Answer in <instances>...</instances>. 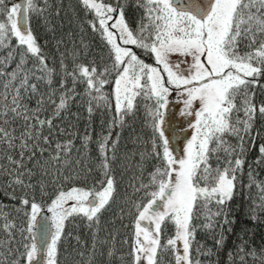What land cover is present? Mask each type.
Segmentation results:
<instances>
[{
  "label": "snow or ice",
  "instance_id": "obj_1",
  "mask_svg": "<svg viewBox=\"0 0 264 264\" xmlns=\"http://www.w3.org/2000/svg\"><path fill=\"white\" fill-rule=\"evenodd\" d=\"M42 2L0 0V50L7 51L0 55V191L13 201L0 202V264H61V245L72 236L67 223L77 217L91 245L75 236L72 264H203L199 257L213 252L196 234L212 232L223 249L238 192L255 185L257 199L245 195L249 216L264 212V182H256L252 164L244 183L250 153L264 165V99H257L264 96V0H77L103 54L99 63L84 62L90 46L81 40L83 53H60L59 70L31 28L34 16L48 20L49 2ZM171 95L182 97L181 115L191 117L178 154L163 128ZM78 97L89 120L100 109L109 117L95 141L99 179L91 183L87 158L73 159V141L60 139L74 135L63 122L79 116L69 110ZM141 101L151 134L133 135L134 145L147 147L125 155L134 171L121 192L113 169L120 132L115 139L113 132L130 126ZM80 139L87 149L91 133ZM240 253L241 264L257 258L241 244L228 250V264Z\"/></svg>",
  "mask_w": 264,
  "mask_h": 264
},
{
  "label": "trees",
  "instance_id": "obj_2",
  "mask_svg": "<svg viewBox=\"0 0 264 264\" xmlns=\"http://www.w3.org/2000/svg\"><path fill=\"white\" fill-rule=\"evenodd\" d=\"M19 0H17L18 2ZM41 7H43L42 0H38ZM49 10L46 15L48 20L45 21L44 18L34 16L31 20V28L37 37L38 42L43 48L44 53L50 58L49 64L54 65L57 70H59L60 62V53L71 51L73 48L83 50L80 46V41L83 40L84 43H87L90 47L88 49L87 56L81 55V60L87 62L88 60L95 59L97 63L100 62V56L103 54L101 41L98 35L93 33L88 27L86 20L90 17H85L83 10L77 3V0H48ZM114 2V0H110ZM62 6V7H61ZM59 8L60 15H55V12ZM126 14L129 19H132L136 15V10L132 7L131 3L126 10ZM57 41H62L57 48ZM6 50H0V55H6ZM66 64L71 70L72 67V58L69 56L66 60ZM14 66V65H13ZM56 82H59V77L56 78ZM264 82V81H262ZM69 87H71V82L69 81ZM42 90L44 85H41ZM78 92L83 91V86L77 88ZM111 87L105 86V92H110ZM259 88L257 92L259 93ZM257 99H264V96H257ZM34 105V101L32 102ZM146 101H141V106L137 113L136 118L133 120L132 117L128 118V123L130 126H126L123 129H116L113 132V138L115 139V132H120L119 145L117 148V157L118 159L113 164L114 174L119 183L120 191L123 192L124 186L127 185L129 177L132 176L134 169L126 170L124 157L126 154H131L133 151H142L147 145L132 143L133 135H140L145 140L150 137L151 129L145 125V109L144 104ZM71 113H79L78 117H70L68 120L64 121V126L69 128L70 133L74 135H69L65 137H60V139H71L74 144L73 148V159L78 158L82 154L87 158L86 163L93 171L88 175L87 179L89 183L99 179V172L96 171V163L98 162V153L96 151V139L99 134L102 132L106 133L107 128L102 127V121H107L108 113L103 109L95 111L91 120H89L88 113L86 111V106L80 103L79 97L75 103L70 105ZM167 113V114H166ZM165 114L168 116L169 112ZM56 123H61L60 120H57ZM86 132L91 133L92 142L89 144L88 148L85 149L82 146V137ZM235 142V141H233ZM258 153H250L248 161L245 164V174H244V183H248V165L252 164V168L255 174V180L257 183L264 182V165H256L253 163L254 158ZM134 160H139V156L134 157ZM123 174V175H122ZM84 179V175H81V181ZM51 190V189H50ZM11 191L10 189L8 190ZM17 195L20 193L17 192ZM37 198H39V191L36 193ZM245 195H251L253 199H257L258 189L253 185V187L248 190L245 189L242 192H238L237 195L229 202L230 217H234L236 223L232 226L233 231L227 234V242L223 249L217 250L215 242L212 238V232L199 230L196 234V239L201 244L205 246V249H211L213 255L210 257H199L203 261V264H216L219 261V264H228L227 252L229 249L235 252L238 245L243 244L246 251L254 250L257 254V258L252 256H245L244 264H264V262L259 259L260 256L264 255L261 252V249H264V212L258 213L259 218L257 220H252L249 216V209L252 205V200L245 199ZM0 202L5 205H10L13 201H10L8 196L4 194L3 191H0ZM257 202H259L257 200ZM116 208L113 206L112 209L106 211L101 220L102 225L105 221L109 220L116 212ZM117 227L119 226V221H117ZM111 227V226H109ZM67 232L72 233L71 237H67L66 240L61 245V264H72V256L69 253H72V249L76 247L75 236H79L81 240L87 241L91 245V233L85 227V222L80 218H75L73 221L70 218V221L67 223ZM218 234V229L216 230ZM101 239L104 238L105 233L101 231L99 233ZM242 237V239H240ZM124 236L121 234L117 238L116 247L121 248V241ZM127 246H124L126 249ZM67 249V250H65ZM74 255V253H72ZM195 257V253H193ZM240 253L234 258V264H241ZM79 259V257H76Z\"/></svg>",
  "mask_w": 264,
  "mask_h": 264
},
{
  "label": "rangeland",
  "instance_id": "obj_3",
  "mask_svg": "<svg viewBox=\"0 0 264 264\" xmlns=\"http://www.w3.org/2000/svg\"><path fill=\"white\" fill-rule=\"evenodd\" d=\"M169 108L165 111V122L163 124L164 131L171 138L172 145L177 149V154L181 147L180 141L190 135L188 129V121L191 117H184L181 115L183 109L182 97L179 95H171L169 100Z\"/></svg>",
  "mask_w": 264,
  "mask_h": 264
},
{
  "label": "water",
  "instance_id": "obj_4",
  "mask_svg": "<svg viewBox=\"0 0 264 264\" xmlns=\"http://www.w3.org/2000/svg\"><path fill=\"white\" fill-rule=\"evenodd\" d=\"M18 2H20V0ZM45 214H47V213H45Z\"/></svg>",
  "mask_w": 264,
  "mask_h": 264
}]
</instances>
